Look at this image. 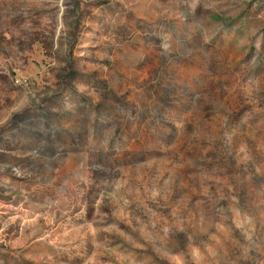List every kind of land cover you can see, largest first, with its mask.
<instances>
[{
  "label": "rangeland",
  "instance_id": "1",
  "mask_svg": "<svg viewBox=\"0 0 264 264\" xmlns=\"http://www.w3.org/2000/svg\"><path fill=\"white\" fill-rule=\"evenodd\" d=\"M0 264H264V0H0Z\"/></svg>",
  "mask_w": 264,
  "mask_h": 264
}]
</instances>
